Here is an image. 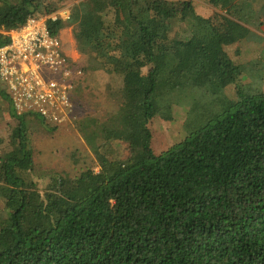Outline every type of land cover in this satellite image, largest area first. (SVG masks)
I'll return each instance as SVG.
<instances>
[{"label": "trees", "instance_id": "1", "mask_svg": "<svg viewBox=\"0 0 264 264\" xmlns=\"http://www.w3.org/2000/svg\"><path fill=\"white\" fill-rule=\"evenodd\" d=\"M63 2L0 0V46ZM206 2L220 12L79 0L70 19L48 23L54 35L73 26L82 81L111 73L112 106L77 119L99 170L73 174L36 166L30 134L47 122L0 89L16 122L0 132V264H264V38L253 64L224 46L248 32L243 21H264V0ZM186 105L185 138L158 151L152 119L173 121Z\"/></svg>", "mask_w": 264, "mask_h": 264}, {"label": "rangeland", "instance_id": "2", "mask_svg": "<svg viewBox=\"0 0 264 264\" xmlns=\"http://www.w3.org/2000/svg\"><path fill=\"white\" fill-rule=\"evenodd\" d=\"M78 1L64 0L59 9H69L71 11V7L73 8L74 4ZM191 1L197 13L202 17L207 18L220 12L210 6L206 0ZM243 25L248 32H245V35L240 33L238 38H234L233 35L229 34L232 37H225L224 46L237 63L253 64L258 59L259 50L263 46V42L257 38L259 36L264 38V21L261 24H256L254 21L251 23L243 21ZM251 33L254 34L252 35ZM59 34L67 54L77 64H84L86 57L78 49L73 35V26L63 28ZM236 34L235 32L234 35ZM244 79H247V77H244ZM262 81L264 88V80L262 79ZM109 83L110 85L115 84V81L108 71H99L95 77H86V81L84 79L75 91L78 103L69 123L54 127L47 123H37L34 126L33 132L30 134V140L33 150V160L38 168L66 169L73 174L77 173L85 165H90L99 170V167L95 164L94 155L78 131L77 119L101 114L105 108L112 106L106 87ZM1 88H3V84L0 82ZM226 90L231 97L236 96L235 85H229ZM7 105L0 96V132H5L7 126L10 127L16 124L15 120L8 114ZM189 109L188 105L183 107L176 106L173 121H166L158 116L152 119L150 126L156 133L155 147L158 151H162L168 145L177 143L185 138L184 122ZM123 148V145H119L117 149L121 156L125 154ZM73 152H76L77 157L80 159L76 163L77 167L73 164Z\"/></svg>", "mask_w": 264, "mask_h": 264}, {"label": "built area", "instance_id": "3", "mask_svg": "<svg viewBox=\"0 0 264 264\" xmlns=\"http://www.w3.org/2000/svg\"><path fill=\"white\" fill-rule=\"evenodd\" d=\"M70 17L69 9L33 15L5 31L10 41L0 46V82L16 111L38 113L52 126L69 123L76 107L73 93L82 81V69L48 26Z\"/></svg>", "mask_w": 264, "mask_h": 264}, {"label": "crops", "instance_id": "4", "mask_svg": "<svg viewBox=\"0 0 264 264\" xmlns=\"http://www.w3.org/2000/svg\"><path fill=\"white\" fill-rule=\"evenodd\" d=\"M75 41V40H74ZM80 83H82V81L80 82ZM80 85V84H79Z\"/></svg>", "mask_w": 264, "mask_h": 264}]
</instances>
